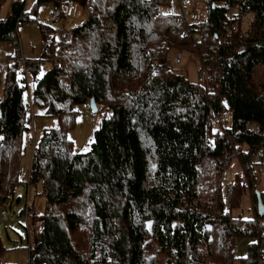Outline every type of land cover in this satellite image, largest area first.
Segmentation results:
<instances>
[{"label":"trees","instance_id":"1","mask_svg":"<svg viewBox=\"0 0 264 264\" xmlns=\"http://www.w3.org/2000/svg\"><path fill=\"white\" fill-rule=\"evenodd\" d=\"M172 2L36 0L92 11L70 43H59L52 26L41 24L42 58L25 59L32 92L19 77L25 57L18 30L34 20L26 0H15L9 16L0 17V42L15 50L0 99L1 203L21 182L25 133L35 117L30 108L58 121L35 145L26 180L42 185L46 201L30 264H258L264 193L256 190L254 169L264 163V0H204L206 20L191 25L187 16L161 12ZM229 7L248 19L221 41ZM177 51L196 56L200 82L177 69ZM45 62L52 66L40 76ZM92 98L100 125L90 149L74 153L69 133L77 108ZM234 159L246 183L237 175L227 198L224 173ZM246 190L254 217L234 218ZM23 211L30 216L31 208ZM240 239L251 240L245 257L237 256ZM3 250L0 242V258Z\"/></svg>","mask_w":264,"mask_h":264},{"label":"rangeland","instance_id":"2","mask_svg":"<svg viewBox=\"0 0 264 264\" xmlns=\"http://www.w3.org/2000/svg\"><path fill=\"white\" fill-rule=\"evenodd\" d=\"M15 0H4L1 6L0 17L6 19L9 16L12 3ZM181 5L185 3V7L182 9H188V24H199L206 20L207 10L204 0H173L172 4L168 7L161 9V12L166 15H182ZM51 3H44L41 5L36 4V0H26V9L28 16L34 20L24 22L20 25L18 30V36L20 40L21 54L26 59H41L42 50L44 49V38L42 35V25H48L50 23V13L52 11ZM91 8L85 10L80 5L73 4L72 7L66 9V16L61 25H57V28L63 27L67 30L73 29L82 25L90 14ZM235 12L237 10L235 9ZM240 25L242 26L243 20L240 17H236ZM226 27V25H225ZM224 27V29H225ZM223 29V30H224ZM227 29V28H226ZM222 33L220 34V40L225 41L230 38L227 35V39H223ZM54 30L52 29L53 36ZM194 44L197 38H193ZM9 46V51H5V47ZM196 46V45H195ZM197 47V46H196ZM182 57L181 65L177 66L178 70L187 74V77L192 83L200 82V65L195 55L177 51ZM15 55L14 47L11 43L0 42V78H1V65L4 64V73L2 76L1 88L4 89L6 74L10 65H8V58ZM51 63L45 62L42 64L40 76H42L47 70L51 68ZM20 78H25L28 83V88L32 92L34 78L27 73L23 72L22 65H19ZM208 71L211 70L209 67ZM203 74V73H202ZM201 74V77H202ZM26 81L24 85H26ZM25 95L28 96V89L25 90ZM34 112V122L31 124L29 132L25 133V150L26 155L23 158L21 170H20V184L15 188V192L12 198L7 199L5 202H0V242L3 247V252L0 258V264H30V248L35 244L36 238L42 230V218L45 210V197L42 195V185H29L26 180L31 171L33 149L29 147L32 140L35 144L40 140L45 129L55 128L52 127V123L56 122L55 118L44 117L45 109L39 107H32ZM78 114L76 118V127L73 129L69 136L73 141L74 153H85L90 149L93 141L94 130L100 125L101 115H98L92 111L91 105L83 104L77 108ZM222 121H219V118ZM224 116L219 115L217 117L218 125L222 124ZM224 128L231 126V116L225 115ZM258 157V156H257ZM254 157L253 162H258V158ZM256 174V190L260 193H264V163L255 166ZM240 177L243 183L245 180V171L242 165L237 159H234L227 167L224 173L225 190L228 186L234 185L236 176ZM6 206L7 213L9 215V221H4V207ZM29 207L31 208L30 216L26 215L27 221L24 217L23 210ZM233 217H242L244 219H252L253 202L252 193L250 190H246L243 194L239 207L233 210ZM251 240L240 239L237 242V256L245 257L248 254V245ZM262 250V249H261ZM264 254V252H260ZM163 264V263H162ZM236 264H239L237 261Z\"/></svg>","mask_w":264,"mask_h":264},{"label":"built area","instance_id":"3","mask_svg":"<svg viewBox=\"0 0 264 264\" xmlns=\"http://www.w3.org/2000/svg\"><path fill=\"white\" fill-rule=\"evenodd\" d=\"M185 3H183L184 5ZM72 6V3H68L67 5H64L63 7H53L52 8V11L50 13V23L49 25L52 26V29L54 30V35H55V38L57 39V41L59 43H70L72 42L73 40V33L71 30H67V29H64L63 27H60V28H57L56 26L57 25H61L64 21V18H65V12H66V9L67 8H70ZM92 10H90L89 12H91ZM189 15V11L188 9H183L182 11V16L183 17H188ZM238 17L240 19V17L242 18L243 20V24L242 26L240 25V22L239 20L236 18ZM248 19V14L245 13L243 14L242 16H239V14L237 12H235V8L233 7H229L228 9V12H227V24H226V27L225 29L223 30V33H222V37L223 39H227V35H231L233 33H236L238 32L239 30L242 31V27L244 25V23L247 21ZM227 28V29H226ZM185 34H187V32L185 31ZM19 61L21 62L22 64V69H23V72L26 73V61L25 59L21 58L19 59ZM182 61V57L180 54H177L175 56V64L179 65ZM56 67L59 66V62H56ZM202 78L203 79H207L208 76H207V71H204L203 74H202ZM29 107H30V103H29ZM32 110V108H30ZM219 121H222V118L220 117L219 118ZM3 145H5L6 143L5 142H2ZM35 141L32 140L29 144V147H31L33 150L35 148ZM261 175H264V172H261ZM224 183H225V180H224ZM231 194H232V188L231 186H228L226 188V197L227 198H230L231 197ZM4 218L5 220H7V213L4 211ZM26 218V217H25ZM27 219V218H26ZM91 264H112L109 260H98V259H94L91 261ZM258 264H264V254L261 253V255L259 256V259H258Z\"/></svg>","mask_w":264,"mask_h":264},{"label":"crops","instance_id":"4","mask_svg":"<svg viewBox=\"0 0 264 264\" xmlns=\"http://www.w3.org/2000/svg\"><path fill=\"white\" fill-rule=\"evenodd\" d=\"M72 7V6H71ZM5 51L6 52H8L9 51V46L7 45V47H5ZM43 51H44V49L42 50V52H40V53H42L43 54ZM41 54V55H42ZM14 57V56H13ZM13 57H9L8 58V60H14L13 59ZM23 57V56H22ZM24 59H26V58H24ZM38 60V59H37ZM8 65H10L9 63H8ZM4 64L3 65H1V69H2V73H1V78H0V80L2 79V76H3V73H4ZM2 93H3V90H2V88H1V82H0V99H1V97H2ZM33 119H34V117H33ZM32 122H34V120H32ZM52 127H57L58 126V121L56 120V122H53L52 124Z\"/></svg>","mask_w":264,"mask_h":264},{"label":"water","instance_id":"5","mask_svg":"<svg viewBox=\"0 0 264 264\" xmlns=\"http://www.w3.org/2000/svg\"><path fill=\"white\" fill-rule=\"evenodd\" d=\"M90 105H91L92 111L97 114L98 107H97V104H96L94 98L91 99ZM259 206H260V213L264 214V207L262 206V201L261 200H259Z\"/></svg>","mask_w":264,"mask_h":264}]
</instances>
